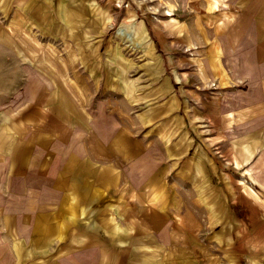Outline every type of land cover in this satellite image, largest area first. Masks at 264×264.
<instances>
[{"label": "crops", "instance_id": "0c3cea01", "mask_svg": "<svg viewBox=\"0 0 264 264\" xmlns=\"http://www.w3.org/2000/svg\"><path fill=\"white\" fill-rule=\"evenodd\" d=\"M16 1L0 0V264H185L191 237L231 234L264 198V0L154 24L167 67L147 83L61 39L66 5Z\"/></svg>", "mask_w": 264, "mask_h": 264}, {"label": "rangeland", "instance_id": "374dc122", "mask_svg": "<svg viewBox=\"0 0 264 264\" xmlns=\"http://www.w3.org/2000/svg\"><path fill=\"white\" fill-rule=\"evenodd\" d=\"M17 0L16 3H25ZM31 1V0H30ZM47 5L44 15L47 19L56 14L60 5H66L61 12V39H90L85 53L93 57L106 55L109 67L123 66V60L116 55L125 54L126 67L131 70L130 78L137 77L141 83L149 80V71L167 67L164 41L153 32V25L183 15L182 9L193 0H32ZM207 1V0H206ZM11 15V13H10ZM9 13L0 9V39L7 38ZM57 16V14H56ZM47 25H50L47 24ZM58 25V26H59ZM53 27V26H50ZM71 27V28H70ZM68 29V30H67ZM142 39H135L138 31ZM29 36L35 39L37 36ZM47 39H53L51 37ZM135 39V40H134ZM69 53L73 46L63 50ZM59 46H62L59 47ZM69 47V46H68ZM1 52V51H0ZM155 53L159 60L155 59ZM2 54H0V58ZM128 60L131 65L127 66ZM4 62L0 60V64ZM246 206V205H244ZM246 217L232 223L231 234L208 230V234L191 237L189 250L184 252L185 264H264V198L255 199ZM224 223V222H223ZM222 223V224H223Z\"/></svg>", "mask_w": 264, "mask_h": 264}]
</instances>
